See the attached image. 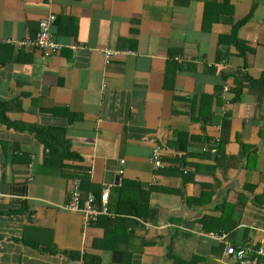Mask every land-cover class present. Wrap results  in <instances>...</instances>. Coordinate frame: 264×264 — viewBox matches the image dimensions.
<instances>
[{
    "label": "crops",
    "instance_id": "crops-1",
    "mask_svg": "<svg viewBox=\"0 0 264 264\" xmlns=\"http://www.w3.org/2000/svg\"><path fill=\"white\" fill-rule=\"evenodd\" d=\"M51 13L60 52L0 46V102L20 126L0 120V264H71L77 255L86 264H237L227 244L261 246L264 84L244 81L237 101L231 89L237 76L264 77V0H0V39L35 38ZM234 24L245 61L219 44ZM107 49L132 53L106 60ZM203 95L216 96L205 128ZM35 128L78 158L46 165ZM157 148L159 170L150 162ZM120 170L151 190V215L134 220L127 243L60 207L81 177L83 197L97 202L114 185V217Z\"/></svg>",
    "mask_w": 264,
    "mask_h": 264
},
{
    "label": "trees",
    "instance_id": "trees-1",
    "mask_svg": "<svg viewBox=\"0 0 264 264\" xmlns=\"http://www.w3.org/2000/svg\"><path fill=\"white\" fill-rule=\"evenodd\" d=\"M209 5H206L205 8V15L206 18L209 16L210 13H213L210 10ZM250 14L244 18L240 23L248 20ZM207 22V21H206ZM239 23V24H240ZM208 25H211V22L208 24H204V29H208ZM238 25L234 24L232 28V32L228 35H223L220 37L219 44L223 45L227 52L234 48L236 51V55L241 57L244 61L246 60V55L248 53V47L242 44L236 33V28ZM9 47V46H7ZM12 48V47H11ZM244 81L249 82V84L253 83H260L264 84V77L259 80H254L250 78L248 75L242 76V79H239L238 76L234 79V89H231L233 93V100H239L243 88H244ZM221 94V90L218 91L216 94L217 99H219V95ZM214 95H203L200 98V106L197 118H201V122L203 128L210 122L212 117V104L213 99H215ZM191 102H195L191 100ZM6 105L0 102V120L7 124L9 127H16L19 128L15 123L9 121L6 117ZM36 135L39 137L40 141L43 143L44 147L49 150L48 157L45 159L44 163L48 166H63V161L65 159H73L78 158L70 149V143L68 142H60L58 141L54 135H52L49 131L39 130L37 128L33 129ZM50 133V134H49ZM178 140L182 143L181 145L187 143L188 135L183 133H178ZM185 138V140H183ZM208 141V140H207ZM181 149L185 150V146L181 147ZM181 162L183 159H178ZM178 163L177 161H175ZM175 166V165H174ZM176 168V167H174ZM83 190V189H82ZM204 193V192H203ZM151 190L145 189L143 184L137 181H122L121 186H119L116 190V199L112 203L110 211L114 214V217L111 216H100L95 222V224L100 225V223H104L105 231H112V232H120L125 235L123 240L124 243L128 242L129 236L132 232V225L134 224L135 219H148L151 215L150 209V198ZM261 198H264V194ZM100 204V201L97 202V205ZM264 205V202L262 203ZM221 229V228H219ZM130 230V231H129ZM107 237V235H106ZM110 237L108 236V239ZM112 249V248H109ZM74 258H79V256H74ZM91 264H101L100 259L95 258L91 262Z\"/></svg>",
    "mask_w": 264,
    "mask_h": 264
},
{
    "label": "built area",
    "instance_id": "built-area-1",
    "mask_svg": "<svg viewBox=\"0 0 264 264\" xmlns=\"http://www.w3.org/2000/svg\"><path fill=\"white\" fill-rule=\"evenodd\" d=\"M51 1V0H49ZM57 16L53 13L47 15L39 22V28L37 35L33 39H15L7 38L0 39V46H9L15 50H22L26 47L40 50L45 58L50 57L63 48L62 44L56 42L53 38L52 27L55 24ZM105 52V59L111 60L116 56L123 54H131L129 51H118L107 49ZM229 90L227 87L224 91ZM207 151V148L204 149ZM150 162L155 170H159L163 167V162L160 157L159 149L157 148ZM121 163H124L122 161ZM124 171L120 170L118 173L119 179L117 185L122 184V175ZM114 185L105 184L103 189L100 204L97 205V199L94 195L90 194L87 198L83 197L82 191V178L76 177L72 180L70 187V200L60 207L68 212L81 213L83 215L84 225L95 222L100 216H112L108 211L110 190ZM143 222V221H142ZM146 226H152L150 223L145 222ZM264 235V230H263ZM208 236L215 238L220 241H224L225 234L216 235L209 234ZM225 252L227 255L233 256L237 259V264H264V240L259 247H233L230 244L226 245ZM71 264H86L83 257L71 261Z\"/></svg>",
    "mask_w": 264,
    "mask_h": 264
}]
</instances>
